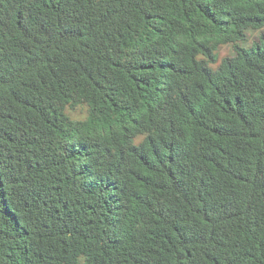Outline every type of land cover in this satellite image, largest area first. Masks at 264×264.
Returning <instances> with one entry per match:
<instances>
[{
    "label": "trees",
    "instance_id": "obj_1",
    "mask_svg": "<svg viewBox=\"0 0 264 264\" xmlns=\"http://www.w3.org/2000/svg\"><path fill=\"white\" fill-rule=\"evenodd\" d=\"M0 264H264V0H0Z\"/></svg>",
    "mask_w": 264,
    "mask_h": 264
},
{
    "label": "rangeland",
    "instance_id": "obj_2",
    "mask_svg": "<svg viewBox=\"0 0 264 264\" xmlns=\"http://www.w3.org/2000/svg\"><path fill=\"white\" fill-rule=\"evenodd\" d=\"M259 34H260V31H251L249 33V37H250L251 42L256 40ZM73 116L75 118H82L83 117V115H81V114H77V115H73Z\"/></svg>",
    "mask_w": 264,
    "mask_h": 264
}]
</instances>
